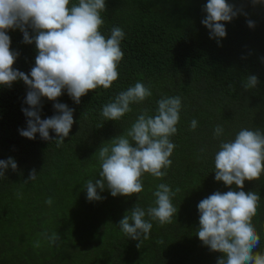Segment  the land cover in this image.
<instances>
[{"label": "trees", "instance_id": "obj_1", "mask_svg": "<svg viewBox=\"0 0 264 264\" xmlns=\"http://www.w3.org/2000/svg\"><path fill=\"white\" fill-rule=\"evenodd\" d=\"M76 2L70 0V5ZM227 2L247 15L225 23L227 36L218 46L201 23L207 0H106L101 33L107 38L114 26L125 32L119 75L110 88L89 91L79 104L66 91L58 98L74 109L75 121L60 147L42 140L39 133L35 139L19 134L27 126L21 111L27 107V86L23 81L0 86V160L12 157L18 166L0 177V264H217L222 254L210 251L195 233L198 203L215 191L230 190L215 180V153L221 141L234 139L242 128L264 131V3ZM248 19L254 28L247 26ZM7 34L11 50L19 52L13 67L30 72L35 44L23 43L19 29ZM249 74L256 75L259 84L245 91L242 84ZM136 82L150 87L152 96L131 104L132 110L117 121L104 119L102 106ZM166 96L182 101L177 133L170 138L175 148L167 175L156 178L145 173L142 192L112 197L109 191L98 190L104 199L89 202L84 185L99 178L100 166L85 162L83 156L96 154L102 143L125 134L142 112L154 115L156 102ZM41 103L42 119L55 114L53 101L42 98ZM193 119L197 127L190 130ZM217 125L223 126L224 134L214 138ZM50 135L56 134L50 130ZM33 169L36 179L24 183ZM64 176L67 192L61 196L56 182ZM160 183L180 189L172 199L177 215L163 225L150 221L149 238L141 237L138 248L139 241L125 236L119 221L135 204L145 209L153 205V192ZM13 187L34 204L5 216L9 206L2 198ZM244 190L260 195L252 224L260 236L255 251H264V173L245 181ZM48 198L51 205L45 203ZM45 233H57L60 239L50 243Z\"/></svg>", "mask_w": 264, "mask_h": 264}, {"label": "clouds", "instance_id": "obj_2", "mask_svg": "<svg viewBox=\"0 0 264 264\" xmlns=\"http://www.w3.org/2000/svg\"><path fill=\"white\" fill-rule=\"evenodd\" d=\"M252 2L264 3V0ZM106 10V0H77L71 5L70 0H0V86L11 87L16 81H23L27 86L24 100L27 107L21 108L27 126L18 130L22 137L35 139L39 133L42 140L62 146L75 121L74 109L57 102L58 98L66 91L79 104L89 91L98 87L108 89L117 80L125 32L114 26L107 38L101 33L104 24L101 14ZM202 11L206 16L201 23L218 46L227 36L225 23L240 14L247 15L227 0H207ZM246 23L249 28L255 27L251 19ZM16 29L23 34L22 42L34 43L37 50L35 65L28 73L13 67L19 52L11 50L7 33ZM258 84L257 76L249 74L242 87L247 91ZM151 96L150 87L136 82L103 105L100 114L107 121H117L132 110L131 104ZM42 98L54 102L55 114L45 119L41 118ZM156 103L154 115L142 112L125 134L99 147L96 152L99 178L90 179L84 185L89 202L103 200L99 192L105 190L112 197H130L142 192L141 177L145 173L156 178L167 175L175 148L170 138L177 133L182 101L179 96H166ZM197 123L193 119L190 130H195ZM50 130L55 137L50 135ZM213 134L214 138L221 137L223 126L217 125ZM17 167L12 157L0 160V177L9 168L16 171ZM214 167L215 180L230 190L215 191L198 203L196 236L210 251L222 254L217 264H264V251H255L260 245V236L252 224L260 195L244 190L245 181L257 180L264 173V131L242 128L234 139L221 141L214 156ZM36 176V170H31L24 183L35 180ZM179 191L160 183L153 192V205L145 209L135 204L119 221V229L128 238L139 241L140 248L141 237L149 238L153 227L150 221L163 225L171 223L177 215L172 199ZM45 203L51 205L52 199L48 198ZM44 235L53 244L60 239L57 233Z\"/></svg>", "mask_w": 264, "mask_h": 264}, {"label": "rangeland", "instance_id": "obj_3", "mask_svg": "<svg viewBox=\"0 0 264 264\" xmlns=\"http://www.w3.org/2000/svg\"><path fill=\"white\" fill-rule=\"evenodd\" d=\"M104 144H106V142H104ZM83 157L85 159V162H88V161L96 162L97 166H100L97 153L92 155V156H89V157H85V156H83ZM191 176H193V174ZM54 181H57V180H54ZM56 184L58 186V194H60L61 196H65L66 192H67V184H68L67 176L62 177L60 180H58L56 182ZM13 189H17V188H14V187L11 188L9 190V193L4 195L2 198L6 202V205L9 206V209L5 210V212H4L5 216L6 215L8 216V213H10V212H18V211L25 210L28 208V206L31 203L34 204V201L31 200L30 197H28L26 195H22V194H16L13 191ZM22 227L26 228L25 226H22Z\"/></svg>", "mask_w": 264, "mask_h": 264}]
</instances>
